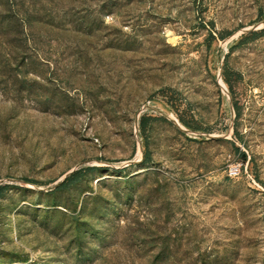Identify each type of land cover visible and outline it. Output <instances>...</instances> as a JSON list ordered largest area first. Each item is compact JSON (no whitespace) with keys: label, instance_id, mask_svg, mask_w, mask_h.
Instances as JSON below:
<instances>
[{"label":"rangeland","instance_id":"rangeland-1","mask_svg":"<svg viewBox=\"0 0 264 264\" xmlns=\"http://www.w3.org/2000/svg\"><path fill=\"white\" fill-rule=\"evenodd\" d=\"M261 29L264 0H0V264H264Z\"/></svg>","mask_w":264,"mask_h":264},{"label":"trees","instance_id":"trees-1","mask_svg":"<svg viewBox=\"0 0 264 264\" xmlns=\"http://www.w3.org/2000/svg\"><path fill=\"white\" fill-rule=\"evenodd\" d=\"M264 34V29H261L259 31H250L246 34H243L240 38V42L242 43L243 41L250 39V38H255L257 36L263 35ZM230 35V34H227ZM226 37V36H225ZM225 37H223L222 39H224ZM229 72L227 71V64L224 65V69L222 72V78L224 80V83L227 85L228 90L230 91V93L232 92V85L231 82L229 80L228 77ZM233 109L234 112L236 114V117L239 118L240 116V109L237 106V103L233 104ZM152 121V118L150 116H145L143 115L140 120H139V129L140 132L142 134H145L147 127H148V123ZM179 122L180 124L184 127V128H188L191 129V126L183 119V118H179ZM236 139L238 140H242L239 133L237 131H235L234 133ZM235 151L239 153V155H243V153L240 152L239 148L235 147ZM150 161V154L148 150L144 151V158L141 162V165H145ZM98 168L97 167H86V168H81L79 170H76L74 172H72L71 174H69L62 182H60L59 184H57L52 190L46 192L47 195H53L57 192H65L70 190L72 187H75L76 185H78L81 182V179L88 173H92L97 171ZM6 186H2L0 187V195L1 192H3V190H5Z\"/></svg>","mask_w":264,"mask_h":264},{"label":"built area","instance_id":"built-area-1","mask_svg":"<svg viewBox=\"0 0 264 264\" xmlns=\"http://www.w3.org/2000/svg\"><path fill=\"white\" fill-rule=\"evenodd\" d=\"M239 173V169L237 167H233L230 169V174L237 175Z\"/></svg>","mask_w":264,"mask_h":264},{"label":"water","instance_id":"water-1","mask_svg":"<svg viewBox=\"0 0 264 264\" xmlns=\"http://www.w3.org/2000/svg\"><path fill=\"white\" fill-rule=\"evenodd\" d=\"M250 31H253V30H249L248 32H250ZM248 32H247V33H248ZM221 87H222V86H221ZM222 88H223V87H222ZM223 89H224V88H223ZM175 123H176V122H175ZM176 125H177L180 129H183L178 123H176ZM72 172H73V171H72ZM72 172H70L69 174H71ZM69 174H68V175H69ZM68 175H67V176H68ZM67 176H65V177L63 178V180H64ZM63 180H62V181H63ZM62 181H61V182H62Z\"/></svg>","mask_w":264,"mask_h":264}]
</instances>
